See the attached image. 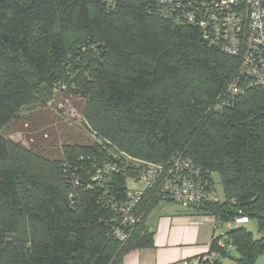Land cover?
Masks as SVG:
<instances>
[{
  "label": "trees",
  "instance_id": "16d2710c",
  "mask_svg": "<svg viewBox=\"0 0 264 264\" xmlns=\"http://www.w3.org/2000/svg\"><path fill=\"white\" fill-rule=\"evenodd\" d=\"M239 74L238 57L161 0H0V264H120L154 247L148 214L161 201L181 205L163 188L177 159L217 192L189 206L218 231L217 255L200 264H221L233 249L237 264H256L264 85L240 77L235 92ZM60 88L81 99L94 141L64 142L51 156L4 134ZM160 169L153 184L128 188Z\"/></svg>",
  "mask_w": 264,
  "mask_h": 264
},
{
  "label": "built area",
  "instance_id": "2783aa9c",
  "mask_svg": "<svg viewBox=\"0 0 264 264\" xmlns=\"http://www.w3.org/2000/svg\"><path fill=\"white\" fill-rule=\"evenodd\" d=\"M170 14L181 11L190 22L198 23L205 39L226 53L240 59V74L229 89L237 91V79L264 85V0H161ZM139 182L153 184L163 169L150 170ZM201 173L189 161L177 159L163 182L167 197L189 207L203 199L216 198L215 189H204ZM142 191L130 193L131 203L140 199ZM214 220L212 216H209ZM237 223L248 222L247 217L236 218ZM221 246H225L221 241ZM197 264V263H196Z\"/></svg>",
  "mask_w": 264,
  "mask_h": 264
},
{
  "label": "rangeland",
  "instance_id": "374dc122",
  "mask_svg": "<svg viewBox=\"0 0 264 264\" xmlns=\"http://www.w3.org/2000/svg\"><path fill=\"white\" fill-rule=\"evenodd\" d=\"M81 108L82 101L79 97L70 95L60 88L51 100L34 102L28 108H24L19 117L5 128L4 134L27 146L34 145L36 149L40 148L48 155L58 156L60 146L64 142L86 143L96 139L82 123ZM111 152L115 153L113 150ZM136 182L133 178H128V188L137 189L144 186L139 181ZM170 204H172L170 208H177L180 205L176 202ZM247 227L254 232L255 236L260 235L256 219H251ZM224 229L225 226L219 227V232L224 233ZM231 253L232 256L221 259V264H237L235 260L237 251L233 249ZM256 264H264L262 254L258 257Z\"/></svg>",
  "mask_w": 264,
  "mask_h": 264
},
{
  "label": "crops",
  "instance_id": "0c3cea01",
  "mask_svg": "<svg viewBox=\"0 0 264 264\" xmlns=\"http://www.w3.org/2000/svg\"><path fill=\"white\" fill-rule=\"evenodd\" d=\"M222 191V185L218 184ZM161 201L150 211L146 223L155 235L151 248L129 252L120 264H200L213 259L211 242L215 231L210 215ZM264 256V254H262Z\"/></svg>",
  "mask_w": 264,
  "mask_h": 264
}]
</instances>
